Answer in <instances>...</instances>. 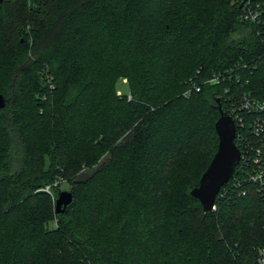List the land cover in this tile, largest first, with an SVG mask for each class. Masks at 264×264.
<instances>
[{"label": "trees", "instance_id": "obj_1", "mask_svg": "<svg viewBox=\"0 0 264 264\" xmlns=\"http://www.w3.org/2000/svg\"><path fill=\"white\" fill-rule=\"evenodd\" d=\"M236 91L264 98V0H0V264H259L238 163L213 209L189 194Z\"/></svg>", "mask_w": 264, "mask_h": 264}, {"label": "built area", "instance_id": "obj_2", "mask_svg": "<svg viewBox=\"0 0 264 264\" xmlns=\"http://www.w3.org/2000/svg\"><path fill=\"white\" fill-rule=\"evenodd\" d=\"M256 13L244 3L241 9V17L244 20L253 19ZM225 77L240 82L239 74L231 76V70L224 72H212L201 80H189L188 85L182 91V95L187 96L191 92L199 91L201 83L217 84ZM246 82V80H244ZM227 92L226 88L223 93ZM222 96H224L222 94ZM227 107L228 115L234 124V136L239 150L238 169L243 171L244 179L254 184L256 191L262 196L264 202V98L253 97L243 91L228 93L223 97ZM249 135H247V134ZM48 186L42 189L49 193ZM243 193V191L241 192ZM214 208V203L212 208ZM257 261L264 264V249L257 250Z\"/></svg>", "mask_w": 264, "mask_h": 264}, {"label": "water", "instance_id": "obj_3", "mask_svg": "<svg viewBox=\"0 0 264 264\" xmlns=\"http://www.w3.org/2000/svg\"><path fill=\"white\" fill-rule=\"evenodd\" d=\"M215 101L217 117L213 126L217 138L216 147L201 172L197 184L189 190V194L199 202L202 211L211 210L215 195L220 186L231 176L239 159V150L233 141L235 131L233 121L227 113L221 110L218 98ZM2 105L3 98L0 94V107ZM70 200L71 193L68 190H58L53 201L54 212H62Z\"/></svg>", "mask_w": 264, "mask_h": 264}, {"label": "rangeland", "instance_id": "obj_4", "mask_svg": "<svg viewBox=\"0 0 264 264\" xmlns=\"http://www.w3.org/2000/svg\"><path fill=\"white\" fill-rule=\"evenodd\" d=\"M114 88L118 93L126 94L127 93V84L126 82L121 79L117 78L114 82ZM69 189V184L68 182L64 180H56L54 181L51 186H48V191L50 198L52 200V204L54 201V193L57 192L58 190H68ZM52 222H49L48 224L50 225Z\"/></svg>", "mask_w": 264, "mask_h": 264}]
</instances>
